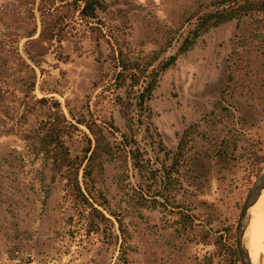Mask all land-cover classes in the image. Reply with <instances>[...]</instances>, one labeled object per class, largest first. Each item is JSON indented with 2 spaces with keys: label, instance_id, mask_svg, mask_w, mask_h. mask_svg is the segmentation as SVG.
<instances>
[{
  "label": "rangeland",
  "instance_id": "374dc122",
  "mask_svg": "<svg viewBox=\"0 0 264 264\" xmlns=\"http://www.w3.org/2000/svg\"><path fill=\"white\" fill-rule=\"evenodd\" d=\"M37 1L0 0V264H240L228 246L235 247L244 195L264 168L258 162L264 158V16L249 14L201 35L160 75L148 101L149 119L142 117L136 133L150 167H158L170 159L159 151L154 129L164 147L174 150L184 127L197 123L178 172L182 189L173 196L192 225L170 208L141 205L132 188L138 183L147 189L149 173L128 170L126 176L120 161L108 157L96 186L104 208L120 218V232L97 204L113 226L90 228L87 211L67 193L62 174L51 170L36 134L53 101L79 128L63 137L71 157L85 145L86 130L74 121L81 113L89 110L98 122L111 119L125 131L116 102L124 91L115 85L105 39L113 34L115 48L128 57L160 51L161 59L176 51L192 27L188 16L208 9L211 0H106L99 31L74 18L63 40L53 41L36 66L24 46L34 24L33 37L38 33ZM91 32L106 38L99 37L98 46ZM258 204L263 209L264 198ZM256 264H264V249Z\"/></svg>",
  "mask_w": 264,
  "mask_h": 264
},
{
  "label": "trees",
  "instance_id": "16d2710c",
  "mask_svg": "<svg viewBox=\"0 0 264 264\" xmlns=\"http://www.w3.org/2000/svg\"><path fill=\"white\" fill-rule=\"evenodd\" d=\"M209 6L204 11L197 10L188 16V20H192V27L185 34L176 51L161 59L160 51H153L142 57H128L120 48H115L117 39L113 34L109 35L113 39L111 43L110 37L106 38L103 32H91L96 45L99 46V37H105V41L110 46V59L114 61L115 68V85L117 88L123 87L124 91L123 95L116 96V102L125 121V131H121L111 119L98 122L89 110L87 114L81 113L75 116L74 121L86 130L83 133L85 145L80 155L71 157L63 137L71 127L79 128L68 122L59 102H52L54 110L40 125L36 134L39 150L50 158L51 170L62 174L67 193L72 200L81 210L87 211L85 217L92 230H100L104 225L113 226L112 220L102 209L96 207L97 204L106 209V212L117 222L118 230L122 231L120 218L108 208H104L106 202L102 200L103 193L96 186V174L104 170L105 158L108 157L120 161L121 166L127 171L126 176H129L128 170L134 171L138 176H142L144 172L149 173L151 181L146 185L147 189L143 190L137 186L138 183L133 184L132 189L137 195V200L141 201V205L152 207L160 205L165 209L170 208L172 209L170 211H173L185 225H192V217L185 214L173 196L182 189L178 172L185 157L188 138L197 128V123H190L184 127L174 150L164 147L161 133L154 129L159 151H163L165 158L170 159L169 163L161 162L158 167H150L151 161L145 156L148 152L138 144L136 133L142 125V117L149 119L151 110L148 101L160 75L172 67L181 55L191 50L201 35L210 28L232 20L238 21L249 14L264 16V0H211ZM107 8L106 0H38L37 36L33 37L37 32L36 24L25 33V37L28 38L24 46L27 60L33 65H40L39 61L48 52L51 43L61 42L69 32V26L74 18L84 21L91 31L94 29L99 31L96 26L99 23L97 21H100L99 13H105ZM39 101L46 100L41 98ZM134 114L138 116L136 122H134ZM144 129L154 138L149 132L148 125ZM116 132L119 133V138H115ZM258 162H264V158L261 157ZM143 193L148 194L147 199L142 196ZM121 244L119 248H122ZM228 253L232 260L239 261L233 244L228 246Z\"/></svg>",
  "mask_w": 264,
  "mask_h": 264
},
{
  "label": "water",
  "instance_id": "95a60500",
  "mask_svg": "<svg viewBox=\"0 0 264 264\" xmlns=\"http://www.w3.org/2000/svg\"><path fill=\"white\" fill-rule=\"evenodd\" d=\"M264 192V168L257 174L247 189L234 226L235 248L240 264H253L248 255L247 233L251 207Z\"/></svg>",
  "mask_w": 264,
  "mask_h": 264
},
{
  "label": "bare ground",
  "instance_id": "6f19581e",
  "mask_svg": "<svg viewBox=\"0 0 264 264\" xmlns=\"http://www.w3.org/2000/svg\"><path fill=\"white\" fill-rule=\"evenodd\" d=\"M264 192L259 196L256 202L251 207V217L247 233V248L248 255L253 264H256L261 259L264 249V208L261 209L260 205L263 204ZM261 235L260 240L255 243L256 238Z\"/></svg>",
  "mask_w": 264,
  "mask_h": 264
}]
</instances>
